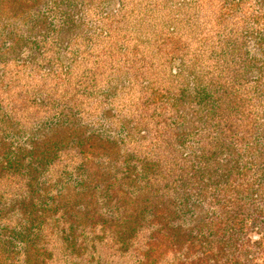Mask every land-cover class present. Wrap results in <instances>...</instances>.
Returning <instances> with one entry per match:
<instances>
[{"label": "rangeland", "instance_id": "374dc122", "mask_svg": "<svg viewBox=\"0 0 264 264\" xmlns=\"http://www.w3.org/2000/svg\"><path fill=\"white\" fill-rule=\"evenodd\" d=\"M27 252L264 264V0H0V263Z\"/></svg>", "mask_w": 264, "mask_h": 264}, {"label": "trees", "instance_id": "16d2710c", "mask_svg": "<svg viewBox=\"0 0 264 264\" xmlns=\"http://www.w3.org/2000/svg\"><path fill=\"white\" fill-rule=\"evenodd\" d=\"M32 2H35V0H31ZM31 7V6H30ZM63 207H65V204H63ZM145 208H146V206H145ZM38 212V211H37ZM37 212H35L34 214H35V216L37 215ZM33 213V212H32ZM31 213V217H32V215L34 216V214H32ZM149 212H148V210L147 209H144L142 212H141V214L144 216V215H146V214H148ZM38 219V216H36V217H34V218H31V219H26L27 221L29 220H31V221H36ZM65 221H66V216L64 215V213H61L60 214V218L58 219V222L60 223L59 224V227H61V226H64L65 227ZM128 221V220H127ZM33 225H34V222H33ZM73 225L74 224H71V227H70V230L71 229H74V227H73ZM72 231V230H71ZM70 231V232H71ZM33 249V248H32ZM38 249V248H37ZM39 250V249H38ZM40 251V250H39ZM30 255H34L33 253H30L29 252V254H28V252H27V258H25V264H32V263H36V264H41L42 263V261L40 260V258H39V255L40 254H37V255H35L36 256V259L35 260H32L31 258H30ZM0 264H6V263H0Z\"/></svg>", "mask_w": 264, "mask_h": 264}]
</instances>
